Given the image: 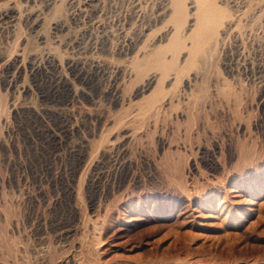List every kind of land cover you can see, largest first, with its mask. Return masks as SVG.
I'll use <instances>...</instances> for the list:
<instances>
[{"label": "rangeland", "instance_id": "374dc122", "mask_svg": "<svg viewBox=\"0 0 264 264\" xmlns=\"http://www.w3.org/2000/svg\"><path fill=\"white\" fill-rule=\"evenodd\" d=\"M8 1L0 264H264V0L180 52L162 0Z\"/></svg>", "mask_w": 264, "mask_h": 264}, {"label": "bare ground", "instance_id": "6f19581e", "mask_svg": "<svg viewBox=\"0 0 264 264\" xmlns=\"http://www.w3.org/2000/svg\"><path fill=\"white\" fill-rule=\"evenodd\" d=\"M12 1L13 0H9L8 2L11 3ZM88 1L91 2L92 0H88ZM188 2H190L193 10L195 11L194 12V15H195V18H194V21H195L194 24L195 25L194 26L195 27L190 31L188 29L189 33H187V31L185 33H183L184 32L183 29H185L184 24H185V21L187 18V5L189 4ZM161 4H162V7H161V9L159 8L160 11L157 12V14H158V16L159 15L161 16V20L163 18L167 24L171 23L169 25H172L171 30L169 29L170 30V32H169L170 38H169L168 42L173 45V46L171 45V49L173 47L175 49V51L172 49L174 52H177V51L180 52L182 49L186 48L187 47L186 42H188V41L191 45V48L193 47V48L199 49V50L200 49L203 50L206 48L211 49L214 46L218 47L217 45L219 43H221V40H222V39L218 38L219 33L221 32V30H223L220 28H224L223 31H229L230 32L231 30H234V27L237 25L236 24L237 21L235 20L236 18H233L231 15H226L224 13V11L222 10L221 6L219 7L216 4L215 0H162ZM8 7H10V6H8ZM13 8L11 7V8H8L7 11L3 10L4 12H0V27L2 24H5V21L7 19H10V13H11V10H13ZM157 18H155V19L157 20ZM156 22L157 21H155V23ZM159 22L161 23L162 21H159ZM31 24H32V26H36L37 21L35 20ZM167 24H165V25H167ZM143 29H144V27H143ZM148 29L149 28H147V31H148ZM223 34H224V32H222V35ZM148 36H149V34H148ZM144 37H145V35H144ZM142 48H140V49H142ZM156 56L158 58V61L159 60L162 61L161 60L162 51L158 52L156 54ZM42 63H44V62H42ZM34 68L37 71L40 70L39 63H37ZM76 70L79 73V75H81L80 72H82V71L79 70V68L77 66H76Z\"/></svg>", "mask_w": 264, "mask_h": 264}]
</instances>
